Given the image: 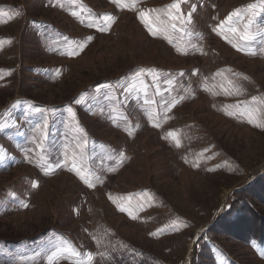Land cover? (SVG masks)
Instances as JSON below:
<instances>
[{"label":"rangeland","instance_id":"rangeland-1","mask_svg":"<svg viewBox=\"0 0 264 264\" xmlns=\"http://www.w3.org/2000/svg\"><path fill=\"white\" fill-rule=\"evenodd\" d=\"M252 234L262 0H0V264H264Z\"/></svg>","mask_w":264,"mask_h":264},{"label":"snow or ice","instance_id":"snow-or-ice-1","mask_svg":"<svg viewBox=\"0 0 264 264\" xmlns=\"http://www.w3.org/2000/svg\"><path fill=\"white\" fill-rule=\"evenodd\" d=\"M115 2L119 3V0H115ZM262 5H264V0H262ZM169 7H170V8H173V9H176L177 12H179L180 4H179V2H174V3L171 4ZM254 7H255V5H249V8H254ZM238 14H239V10H236V12L232 13V14L228 17V19L230 20L232 15H238ZM140 16H141V19H145L146 13H145V12H141V13H140ZM178 18H179V17H174V19H178ZM109 19H110V17H109ZM145 22H147V21H145ZM249 23H251V20L249 21ZM172 27L174 28L175 25H172ZM246 27H247V25H246ZM100 30H101V31H105L106 28L102 27ZM231 30H232L233 32L236 31V29H231ZM150 31H153V30L150 28ZM155 34H156V32L153 31V35H155ZM89 39H91V37H89ZM81 47H83V45H81ZM253 99H255V98H253ZM250 122H251V120H250ZM257 126L259 127L260 125H257ZM168 135L174 137V133H171V132H170ZM177 145H179V141H178V140H177ZM78 174H80V173H78ZM80 175H81V179H83V180L85 181V183H89L88 178H87L86 176H84L83 174H80ZM34 186H35V184H34ZM90 186H91V185H90ZM121 210L123 211L124 209H121ZM50 259H51V258H50Z\"/></svg>","mask_w":264,"mask_h":264},{"label":"trees","instance_id":"trees-1","mask_svg":"<svg viewBox=\"0 0 264 264\" xmlns=\"http://www.w3.org/2000/svg\"><path fill=\"white\" fill-rule=\"evenodd\" d=\"M182 70V72H185V70L184 69H181ZM169 73H174L175 75H179L180 74V71L178 72H169ZM177 78V80H179V77L177 76L176 77ZM161 80V78L158 80V79H155V80H153V81H157V82H159ZM174 85H176V82L175 81H172V82H169L168 83V89H169V92H171V90H172V87L174 86ZM168 92V93H169ZM173 95H174V93H173ZM236 220H238V218H236L234 221H236ZM251 239H254V240H257V241H259V242H264V236H260V235H257V234H252L251 236ZM144 257H137V260H134V261H136V262H138V263H140V262H142V261H144V259H143Z\"/></svg>","mask_w":264,"mask_h":264}]
</instances>
